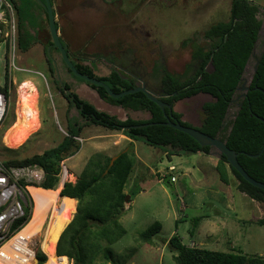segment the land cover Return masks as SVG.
<instances>
[{"label":"rangeland","instance_id":"374dc122","mask_svg":"<svg viewBox=\"0 0 264 264\" xmlns=\"http://www.w3.org/2000/svg\"><path fill=\"white\" fill-rule=\"evenodd\" d=\"M249 1L259 6L257 19L261 22V29L253 57L245 69L242 85L229 109L227 122L234 119L240 94L244 92L242 88L250 83L255 57L264 46V0ZM53 2L58 33L71 53L85 54L88 61H94L95 54H113L118 62L124 54V65L131 59L143 74L150 70L155 61L161 60L170 72L180 75L189 64L191 53L190 45L184 48L182 41L193 38L198 44L205 46L207 43L203 40V33L211 25L228 20L231 4V0ZM41 17L45 20L44 15ZM43 28L46 32L44 35L47 36L49 31L45 21ZM43 42L35 43L25 52L17 49L16 64L28 72L16 75L10 72L8 75V109L0 125V162L30 158L57 146L67 136V116L80 124L86 123L79 118L75 108H68L63 95L57 89L55 78L46 62V43ZM3 58L4 45H0V87L5 85L1 77ZM52 58L56 63L60 81L69 84L71 91L98 111L116 116L120 120H124L126 116H138L135 112L121 110L102 102L88 85L67 74L58 53H53ZM111 70V65L101 60L96 62L94 74L106 76ZM26 82L33 84L37 90L39 127L20 147L12 149L4 144L3 138L17 119L18 95L20 87ZM25 90H28L27 85ZM211 100L210 96L199 94L176 102L174 108L182 115L183 121L199 126L203 118L201 107ZM141 117L149 115L145 112ZM127 139L118 131L87 125L78 139L80 151L62 162L67 171L64 184L74 183L88 159L96 153L113 157L130 148L135 156V164L124 191L131 201L126 204L120 219L125 233L109 246L115 256L114 261L108 262L102 254H98L92 264H175V252L168 246V240L172 236L179 237L185 244L194 242V247L201 249L248 256L260 255L264 258V226L258 223L264 219V202L253 201L239 192V182L231 172L228 182L220 179L215 169L218 154L214 149L211 153L216 154V159L204 153L178 155V152L170 148L150 146L139 140L130 143ZM173 155L176 156L168 161ZM172 165L175 167L174 171L169 170ZM171 176L175 178V182L172 185L166 184V178ZM58 184L54 189L59 187ZM34 189L43 190L37 187ZM27 191L35 208L33 195L29 189ZM22 202L27 204L23 195ZM74 213L50 235L49 242L54 249ZM33 214L32 208V217ZM156 222L160 223L161 231L152 238L154 245L151 248V244L142 241L139 236ZM43 238L44 233H40L30 242L35 259L38 252L46 256L41 246ZM35 259L34 264H38ZM67 262L72 264L71 261Z\"/></svg>","mask_w":264,"mask_h":264},{"label":"trees","instance_id":"16d2710c","mask_svg":"<svg viewBox=\"0 0 264 264\" xmlns=\"http://www.w3.org/2000/svg\"><path fill=\"white\" fill-rule=\"evenodd\" d=\"M44 1V0H41ZM18 21V47L22 52L27 51L37 42L51 45L49 34L47 36L43 23L47 22L44 9L34 0H11ZM52 6L53 0H50ZM229 18L225 22L211 25L204 33L203 40L207 43L201 46L193 38L182 41V47L190 45V62L183 74L170 73L162 64L154 66L153 72L163 73L162 92L165 95L161 100L173 105L176 102L199 94L208 95L211 101L202 106V121L197 127L202 133L213 138H219L226 146L238 153L237 160L242 168L253 179L264 183V151L260 157L252 159L249 155L260 153L264 146V94L256 88L264 90V46L255 57L256 72L248 84L249 90L240 94L238 109L234 119L227 122V115L237 89L242 85L245 69L253 57L259 39L261 22L257 19L259 6L249 0H231ZM55 14V13H54ZM45 16V20L41 17ZM58 30V26L56 24ZM59 54L57 49H51ZM68 58L76 70L84 75L95 78L106 84L114 93H121L133 89L136 79L119 71H112L106 76L98 77L94 74L96 62L105 60L109 64L112 59L95 57L88 61L85 54L68 53ZM47 62V59H46ZM63 66L66 67L63 60ZM50 73L53 75L52 64L47 62ZM196 67L194 72L193 67ZM254 67V68H255ZM70 76L80 83L86 84L73 74ZM54 77V76H53ZM154 77V75H153ZM55 78V77H54ZM57 89L63 95L68 108H75L80 119L86 123L67 116V136L55 147L25 159H10L3 163L5 167L37 166L44 171L41 182L33 184L34 187L51 191L60 180L61 163L80 151L78 139L83 128L87 125L103 127L111 131H118L131 141H143L147 145L170 148L178 154H210L212 148L201 147L194 139L165 123V115L181 121L182 115L178 112L165 110L150 101L143 93L127 95L119 99L110 98L107 92L94 85H88L105 103L133 112H147L148 120H134L126 118L120 120L116 116L98 111L89 102L79 98L71 91L66 82L62 85L54 79ZM7 92L5 86L2 89ZM70 91V93H67ZM141 129L122 130V127L151 124ZM181 124L187 127V122ZM117 156L111 165V159ZM113 157L102 153L92 155L74 183L66 182L62 178L58 186H62L60 197L74 199L76 210L68 225L57 240L55 255L58 258H67L72 264H92L98 254H102L108 262L114 261V254L109 246L117 242L125 233L120 219L125 212L126 204L130 203L125 187L132 173L135 156L130 148L123 150ZM220 179L228 182L229 173L238 180L239 192L256 202H264V191L248 184L227 162L224 156L217 160L215 166ZM23 195L27 201L25 214L18 219L12 229L10 238L18 234L31 220L33 202L25 189V183L19 182ZM129 199V200H128ZM264 226V219L258 221ZM161 231L160 223H154L142 232L139 238L144 242H152V238ZM169 248L175 252V264H264L260 255L248 256L238 253H224L201 248L187 247L179 237L172 236L168 240ZM38 264H46V256L38 252ZM66 259V260H67ZM46 262V263H45Z\"/></svg>","mask_w":264,"mask_h":264},{"label":"bare ground","instance_id":"6f19581e","mask_svg":"<svg viewBox=\"0 0 264 264\" xmlns=\"http://www.w3.org/2000/svg\"><path fill=\"white\" fill-rule=\"evenodd\" d=\"M17 49L19 48L16 41L12 62V72L14 75L28 72L16 64ZM25 85H27L28 90H25ZM18 96L17 119L3 138L4 144L12 149L20 147L39 127L38 110L36 107L37 90L35 86L26 82L20 87ZM34 188H29L35 201L33 217L22 231L8 241H12L10 242L11 244L7 242L8 244L6 243L7 245L5 244L6 246L0 249V264H34L35 252L30 248V242L40 233H44L41 246L47 256L46 264L67 263L66 258L56 257L54 246L49 242V237L64 224L67 217L75 212V200L60 197V187L47 192L35 190Z\"/></svg>","mask_w":264,"mask_h":264},{"label":"built area","instance_id":"2783aa9c","mask_svg":"<svg viewBox=\"0 0 264 264\" xmlns=\"http://www.w3.org/2000/svg\"><path fill=\"white\" fill-rule=\"evenodd\" d=\"M18 39V21L13 4L11 0H0V45H4L1 77L5 81V85L0 87V125L6 116L9 99L8 91L3 92L2 89L9 84L8 75L12 72L14 46ZM60 166L62 179L67 171L63 163ZM169 170L174 171L175 167L170 166ZM43 177L44 171L37 166L7 168L0 162V249L10 240L14 223L25 214L27 204L22 202L23 192L19 182L23 181L28 190L33 184L41 182ZM170 182H175L173 176ZM194 245L193 242L186 244L189 248H194Z\"/></svg>","mask_w":264,"mask_h":264},{"label":"water","instance_id":"95a60500","mask_svg":"<svg viewBox=\"0 0 264 264\" xmlns=\"http://www.w3.org/2000/svg\"><path fill=\"white\" fill-rule=\"evenodd\" d=\"M36 1L39 5H41V7L44 9L45 11V15L47 18V25H48V31H49V35H50V40H51V46L52 48H55L59 51L60 57L63 60V62L65 63L66 67L68 68V72L73 74L75 77H77L78 79L84 81L86 84L88 85H94L96 87H101L103 88L108 96L110 98L113 99H119L122 98L124 96L127 95H132L135 93H143L150 101H152L153 103H155L156 105L159 106V108L162 110L163 113H165V110H169L170 112L175 111V104L170 105L167 104L165 102H163L161 99L163 98L162 95H158L157 93H155L154 91L150 90L145 84L144 82L141 81V85H136L133 89L127 90V91H123L121 93H114L106 84H104L103 82L89 77L87 75H84L80 72H78L76 70V68L73 66L72 62L70 61V59L68 58V54H67V46L66 44H63L60 38V35L58 33V30L56 28V19H55V14H54V9L53 6L50 2V0H34ZM53 63V67L55 70V74H56V78L58 80V82L60 84H62V82L59 79L58 76V71H57V67H56V63L54 60H52ZM254 72H256V67L254 68ZM100 77V76H98ZM243 90L247 91L249 90L248 87L246 88H242ZM258 91H260L261 93L264 94V90L261 88H256ZM67 93H70V91H67ZM165 118H166V122L165 123H159V124H163L166 126H169L179 132H182L186 135H188L189 137H191L192 139H194L201 147H210L212 149H214L216 151V153L218 154V158L221 156H224L225 159L227 160L228 164L251 186L263 190L264 191V183L259 182L255 179H253L251 176L248 175V173L242 168V166L239 164L238 160H237V156L238 153H236L235 151L229 149L226 144L221 141L219 138H213L209 135H206L204 133H202L201 131H199L197 129V127L191 126V127H187L181 124V121L183 122V120L178 121L174 118H172L171 116H167L166 114ZM263 123L264 120L260 119ZM156 123H151V124H142V125H136V126H128V127H122V130H130V129H141L150 125H155ZM264 151V146L262 148V150L260 151V153L256 154V155H249V158L255 159L261 156V154ZM212 155L216 156L215 153H211ZM117 156L113 157L111 159V165L113 164V162L116 160ZM171 177L166 178L165 183L172 185L171 182ZM172 190H174V188H172ZM72 220V219H71ZM70 223V222H69ZM68 223V224H69ZM67 224V225H68ZM66 228V227H65ZM63 232V231H62ZM35 263H38V259H35Z\"/></svg>","mask_w":264,"mask_h":264},{"label":"flooded vegetation","instance_id":"af4514ba","mask_svg":"<svg viewBox=\"0 0 264 264\" xmlns=\"http://www.w3.org/2000/svg\"><path fill=\"white\" fill-rule=\"evenodd\" d=\"M159 1H164V2H168V0H159ZM61 41H62V39H61ZM62 43L63 44H66L64 41H62ZM208 43V42H207ZM51 46V45H50ZM48 47L47 48V51H48V56H46V59H47V62H48V60H49V62L52 64V67H53V63H52V60H53V58H52V56H53V53H56V51L55 50H53V52H52V54H50V51H51V49H52V47ZM66 46H67V44H66ZM53 49H55V48H53ZM67 52L68 53H70V51H69V47L67 46ZM60 55V54H59ZM94 57H103L104 59L106 58V57H108V59H112V60H114V62H111L110 63V65H111V71L110 72H112V71H114V70H116V71H119V72H121L122 74H125V75H127V76H130V77H133V78H135L136 79V85H141L142 83H141V81L142 82H144V84L150 89V90H152V91H154L155 93H157L158 95H162L163 96V98L165 97V95L163 94V92H162V84H161V82H162V77H163V73L162 72H160L159 70H158V72L157 73H154L153 72V69H154V66L155 65H157V64H162L164 67H166L165 66V64L163 63V61H155L154 63H153V65L151 66V68H150V70L148 71V72H144V74L143 73H141V71L139 70V68H138V65L135 63V62H133V60H129V62H128V64L127 65H124V63H126V61H124L125 60V56H124V54H122V56H121V58H122V60L120 61V62H118V61H116V59L117 58H115L114 57V55L113 54H110V55H107V56H105V55H101V54H95V55H93ZM124 56V57H123ZM61 58V57H60ZM62 60V59H61ZM126 60H128L127 58H126ZM196 67L197 66H194L193 67V70H194V72L196 71ZM167 69V68H166ZM168 70V69H167ZM186 70V69H185ZM67 71V74H69L70 75V73L68 72V70H66ZM169 71V70H168ZM170 72V71H169ZM185 72V71H184ZM170 73H172V72H170ZM176 74V73H175ZM153 75H154V77H153ZM53 76L56 78V74H55V70H54V67H53ZM57 79V78H56ZM58 81V80H57ZM62 85V84H61ZM240 90V87L237 89V91H239ZM205 104V103H204ZM203 104V105H204ZM202 105V106H203ZM202 108V107H201ZM185 122V121H184ZM188 123V122H187ZM190 125L191 126H194V127H199V126H196V125H194V124H191L190 123Z\"/></svg>","mask_w":264,"mask_h":264},{"label":"crops","instance_id":"0c3cea01","mask_svg":"<svg viewBox=\"0 0 264 264\" xmlns=\"http://www.w3.org/2000/svg\"><path fill=\"white\" fill-rule=\"evenodd\" d=\"M100 77H101V76H100ZM99 99H100V98H99ZM102 102H104V101H102ZM104 103H105V102H104ZM105 104H107V103H105ZM107 105H108V104H107ZM118 108L121 109V110H124V109H122V108H120V107H118ZM128 111H130V110H128ZM132 112H133V111H132ZM176 112H177V111H176ZM135 113H137L138 116H136V117L126 116L125 119L129 117V118H132V119H134V120H142V121H143V120H148V119L150 118V116H149V117H141V115L144 114L145 112H135ZM178 113H179V112H178ZM147 114H148V113H147ZM110 115H111V114H110ZM148 115H149V114H148ZM125 119H124V120H125ZM127 140H128V142L131 143V140H130V139H127ZM132 144H133V143H132ZM178 155H179V154H178ZM209 155L212 156V157H215V156L212 155L211 153H210ZM174 156H176V155H173L171 159H168V157H167L168 161H172V159H173ZM215 159H216V157H215ZM217 160H218V159H216L215 166H216V164H217ZM172 166H173V165H172ZM63 178H64V176H63ZM63 185H64V184H63ZM63 185L61 186L60 190L62 189ZM75 210H76V201H75ZM189 243H190V242H189ZM193 243H194V242H193ZM148 244H151L150 247H151L152 245H154L153 242H150V243H148ZM184 244H185V243H184ZM187 244H188V243H187ZM185 245H186V244H185ZM151 248H153V247H151ZM66 259H67V258H66ZM67 261H69V260L67 259Z\"/></svg>","mask_w":264,"mask_h":264}]
</instances>
